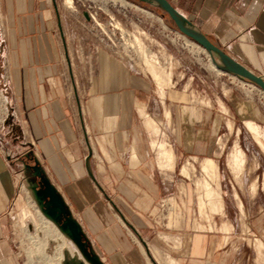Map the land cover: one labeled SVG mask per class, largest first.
I'll use <instances>...</instances> for the list:
<instances>
[{"label": "crops", "instance_id": "1", "mask_svg": "<svg viewBox=\"0 0 264 264\" xmlns=\"http://www.w3.org/2000/svg\"><path fill=\"white\" fill-rule=\"evenodd\" d=\"M182 1L183 14L220 49L264 76V0ZM96 61L93 83L80 79L68 58L54 0H0V133H13L19 149L10 155L8 141L0 136V264H20L12 206L28 163L55 188L88 252L100 262L105 254L107 264H157L139 232L159 186L167 185L152 173L155 141L147 104L136 100L133 76L126 69L123 74L103 65L102 70ZM195 142L194 133L184 129L171 148L175 159L192 153ZM88 150L93 179L84 166ZM174 157L169 171H174ZM113 193L123 204L113 200ZM121 224L139 237L142 249ZM162 236L163 241L173 237ZM200 240L191 241L192 255L203 251ZM156 244L180 262L188 254Z\"/></svg>", "mask_w": 264, "mask_h": 264}, {"label": "rangeland", "instance_id": "2", "mask_svg": "<svg viewBox=\"0 0 264 264\" xmlns=\"http://www.w3.org/2000/svg\"><path fill=\"white\" fill-rule=\"evenodd\" d=\"M71 1L68 6L65 0H54V5L69 61L77 68L80 79L84 77L93 83L92 78L98 74V59L102 70L103 65L121 69L123 74L126 69L133 76L136 100L147 104L145 112L152 122L149 133L155 141L150 156L155 167L152 173L159 183L167 182L165 188L159 186L157 197L144 214L145 226L139 227L152 257L156 260L154 256L162 254L152 246L154 242L178 252L187 251L182 262L176 259L179 264H264V137L260 138V145L247 132L242 120L251 119L264 130L262 91L247 80L214 68L205 50L179 33L169 16L153 6L138 0ZM168 1L178 11L185 12L182 0ZM139 43L143 45L141 49ZM145 58L163 72L171 70L170 80L162 85L157 83L150 75ZM78 88L83 92V85ZM70 98L75 108L72 90ZM228 121L232 122L231 129ZM184 129H190L195 135L194 151L179 159L174 157V171L170 172L159 165L158 154L162 146L173 148ZM12 134L5 135L3 131L0 136L8 141H5V151L18 155ZM235 145L243 151L244 164L232 172L227 158ZM204 158L217 163V179L205 176L200 170L199 163ZM186 162L194 167L189 169L188 176H183L181 168ZM25 169L12 206L19 263L83 264V255L73 240L42 211L47 200L40 202L35 196V191L43 187L40 177L29 163ZM169 179H172L170 184ZM198 179H206L212 187L218 184L222 213L212 211L215 198H205L201 185L195 184ZM199 196L205 199L201 209ZM112 198L123 204L116 193ZM100 199L109 206L102 195ZM108 209L117 218L110 206ZM122 228L134 246L142 249L139 237L131 228L126 225ZM163 234L173 237L167 239L169 242L163 241L159 238ZM257 238L262 242L259 255L255 247ZM198 239H201L199 249L203 251L192 255L191 241ZM79 254L82 260L71 258ZM101 260L107 264L105 254H101Z\"/></svg>", "mask_w": 264, "mask_h": 264}, {"label": "water", "instance_id": "3", "mask_svg": "<svg viewBox=\"0 0 264 264\" xmlns=\"http://www.w3.org/2000/svg\"><path fill=\"white\" fill-rule=\"evenodd\" d=\"M138 1L153 6L166 13L175 24L179 33L190 38L206 51L210 61L214 64L216 69L220 72H225L237 78L239 77L240 79L247 80L251 84L257 86L264 96V76L251 71L244 64L233 59L225 50L220 49V47H218L195 22L191 21L182 12L174 8L168 0ZM84 16L87 18L86 12H84ZM87 152L88 154L85 157L84 166L86 167L88 175L93 179L92 168L90 167L91 152L89 150ZM35 174L40 177V182H42L43 186L42 189L35 191V196L40 202L44 199L47 200L42 209L44 214L54 223H58L60 229L67 233L68 238L73 240L86 262L88 261L89 264H103L102 261L100 262L95 256L88 252L79 233L78 225L66 215L62 199L56 192L55 188L43 175H41V171L37 168H35Z\"/></svg>", "mask_w": 264, "mask_h": 264}, {"label": "bare ground", "instance_id": "4", "mask_svg": "<svg viewBox=\"0 0 264 264\" xmlns=\"http://www.w3.org/2000/svg\"><path fill=\"white\" fill-rule=\"evenodd\" d=\"M65 2L67 3L68 6H71V3H72L71 0H65ZM142 47H143V45H142ZM142 47H141V44L139 43V48L141 49ZM146 54H148V53L146 52ZM145 60H146L145 62L149 66V69H150V72H151L150 75H152L154 77V79H156L157 83H159V84L161 83V85H162L163 83L167 82V80L168 81L170 80L169 78H170L171 70L167 71V72H163V70H161L160 68L157 69V67H156L157 65L155 66L153 63H151L152 61L150 62L146 58H145ZM155 61H156V59H155ZM211 64H212V62H211ZM212 65L214 66V64H212ZM214 68H215V66H214ZM238 106H240V105H238ZM239 110H241V108ZM242 120H243V126L245 127L247 132L249 134H251L252 137L255 138V140L261 145L260 138L264 137V130L261 128V126L258 125L255 121H253L251 119H248V118H243ZM227 126H228L229 129H231L232 128V122L228 121L227 122ZM221 145L223 146V144H221ZM237 146L235 145V147H233L234 150H232L230 153H228L229 155L227 154L228 155L227 163H228L229 167L231 168L232 172L236 171L237 169L240 170L241 166L244 164L243 163V151L241 150V148H238ZM173 153L174 152L171 150L170 147L169 148L162 147L161 153H160V159H161V164L160 165L162 167H164L166 169L167 168L170 169V168L173 167V157H174ZM199 164H200V170L204 173L205 176H208V177H211V178L214 177V178L217 179V163H215V161L213 159L212 160L208 159V158L201 159ZM192 167H194L192 164H189L188 162L184 163V165L181 168V174H183V176L184 175L188 176L189 175V169L192 168ZM195 182H196L195 184H197V185L200 184L201 185L202 191L204 192V196H205L206 199H210V198H213V197L215 198V202L213 204H211L212 211L218 210V211H220L222 213V209H223L222 198H221L220 192L218 191V184L216 185V187H212L211 186L212 184L210 185L206 179H202V180L198 179ZM252 189H255L253 184H252ZM200 195H202V194H200ZM204 200L205 199L202 198V196H199V201L198 202H199L200 209L203 207ZM237 205H238L239 210L242 211V205H241L240 200L237 201ZM62 232L67 236L66 232H64V231H62ZM255 247H256V251H257V253L259 255L260 252H261V249H262V242H261V240L259 238H257V240H255ZM74 254H76V253H74ZM154 257H156V260H158L160 262V264H179V262L174 257H168V256H165L163 254H161V255H159V254L157 255L156 254ZM71 258L73 260L74 259L75 260H82V256L80 254L79 255H73V256H71ZM61 259H62V257H61ZM83 264H86V261L84 260V258H83Z\"/></svg>", "mask_w": 264, "mask_h": 264}]
</instances>
